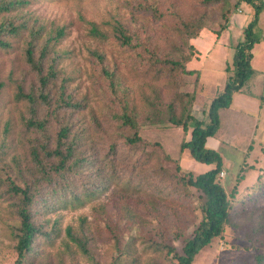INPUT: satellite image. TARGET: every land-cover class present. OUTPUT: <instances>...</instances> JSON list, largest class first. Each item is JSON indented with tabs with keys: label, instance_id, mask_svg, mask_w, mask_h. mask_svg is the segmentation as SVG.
Listing matches in <instances>:
<instances>
[{
	"label": "rangeland",
	"instance_id": "obj_1",
	"mask_svg": "<svg viewBox=\"0 0 264 264\" xmlns=\"http://www.w3.org/2000/svg\"><path fill=\"white\" fill-rule=\"evenodd\" d=\"M251 14L252 9L237 0H28L26 5L1 14L0 18L12 19L15 25L23 22L28 29L21 31L20 38L12 39L8 49L0 50V82L4 83L0 90V179L13 169V162L24 159L25 137L34 132L32 127V132L24 129L27 102L17 97L15 89L16 82H22L26 91L31 83H38L23 59V41L28 38L30 28L40 29L34 53L36 61L40 59L38 49L44 41L57 30H63L57 43H52L54 53L47 59L55 58L57 83L62 81L63 93L58 84L52 83L46 96L50 104L45 106L53 112L55 107L63 105L64 110L57 113L64 111L69 116L72 125L69 141L71 138L82 141V149L91 144L104 148L119 134L116 139L121 143L132 131H116L117 125L111 119L126 111L136 123L133 133L136 131L143 143L133 149L119 147L121 156L135 154L137 158L141 153L149 156L146 169L150 171L144 174L161 167L173 171L178 164L182 171L195 175L203 173V169L191 168L183 161L198 164L180 150L181 131L164 130L168 124L162 114L175 94L189 91L194 93L195 103L191 113L202 120L203 107L222 90L227 76L225 68L231 67L229 46L243 37ZM183 22L190 26L186 28ZM117 26L131 37V44L138 42L140 47L132 50L121 46L113 34ZM198 26L201 28L195 39L199 40V51L191 45L183 48L184 38L196 32ZM92 28L97 35L91 33ZM256 30L264 37V9ZM208 35L214 41L202 39ZM143 48L156 51L160 58L185 52L192 59L189 69L199 73L186 77L177 72L173 76L167 74L168 67L163 65L158 74V66L149 68V54ZM179 48L177 52L175 49ZM253 52L251 66L257 72L248 88L256 98L252 103L246 96L242 97L247 101L245 104L238 98L234 106L219 111V143L215 150L223 158L225 177L218 175L217 179L230 202L229 221L222 235L200 251L193 264H257L256 256L264 254V232L253 240L249 238L253 235L249 230L251 222L264 221V42L256 44ZM103 70L111 75L106 78ZM240 95L244 94L235 93L236 98ZM66 103L80 106L70 108ZM180 110L181 106L175 105L173 111L178 114ZM52 118L53 113L47 138L53 136ZM165 154L171 160L164 161ZM127 164H119L121 185L126 182L122 169ZM110 188L75 206L49 210L42 216L35 214L34 223L41 226L48 239L42 234L38 237L35 252L26 264H165V257L145 242L155 229L152 226L169 233L168 229L179 222L190 233L198 224L196 209L189 213L174 202L155 205L146 192L136 193L133 189L113 192ZM187 191L196 207V202H200L199 192ZM113 196L120 202L113 200ZM9 205L10 202L0 198V264H14L17 257L15 232L19 223ZM106 226H111L118 244L130 243L123 255H118ZM68 230L85 242L87 255L70 240ZM180 244L173 242L177 251Z\"/></svg>",
	"mask_w": 264,
	"mask_h": 264
},
{
	"label": "trees",
	"instance_id": "obj_2",
	"mask_svg": "<svg viewBox=\"0 0 264 264\" xmlns=\"http://www.w3.org/2000/svg\"><path fill=\"white\" fill-rule=\"evenodd\" d=\"M237 1L248 5L252 9V14L251 20L243 30L242 40L240 39L234 46H229V50H232V60L231 67L225 68L227 76L224 87L205 106L202 120H198L191 113L194 93H189V91L175 94L171 103L166 107L165 113L162 114L168 124L164 130L177 129L181 131L183 143L180 150L186 152L198 164L209 166L205 172L195 175L182 171L178 164H175L173 171L161 167L154 173L144 174L150 171L146 169L149 156L142 153L138 154L137 158L135 154L130 157L121 156L119 147L125 146L133 149L136 145L143 143L137 132L133 133L136 123L131 116L127 115L126 111L111 119L112 123L117 125L116 131H132L131 134L123 138L121 143L116 139L119 134L114 140H110L104 148L97 144H91L90 147L82 149V141L78 142L75 138H71L69 141L68 137L72 132L69 116L64 111L57 113L64 110L63 105L55 107L53 112H49L45 106L50 104L46 97L50 91V85L58 84L54 65L55 58H51L49 61L47 59L54 53L52 43H57L63 35V30H57L53 36H49L44 41L42 47L38 49L40 59L36 61L34 53L39 43L40 29H29L28 38L23 41V59L38 83L37 85L31 83L26 91L22 82H16L15 89L17 97L27 102L28 118L23 123L24 129L26 132H32L31 127L34 128L37 136L34 137L33 132L30 137H25L26 154L24 159L20 162H13V169L0 179V198L10 202V212L15 219H18L19 223L15 232L17 257L14 264L27 263V258H30L35 252L34 244L41 234L48 239V234L43 233L41 226L34 223L35 214L42 216L49 210L56 211L57 208H64L68 205L75 206L85 199L95 197L109 187L113 192H119L120 189H126V191L133 189L136 193L142 192V194L146 192L147 197L151 198L155 205L174 202L181 207V210L189 213L195 211L194 209L197 210L199 221L190 233H186L185 228H181L182 225L177 222L168 229L169 233L153 225L152 227L155 229L146 236L145 242L154 252L165 257V264H193L199 252L207 248L213 239L222 235L224 227L228 224L231 210L228 196L217 179L222 171L223 158L217 151L206 147V140L216 134L219 128V110L231 106L235 93L246 92L251 95L248 86L256 72L251 66L254 58L253 49L256 44L264 42V37L256 30L260 13L264 9V0ZM27 3L28 0H0V15ZM182 24L186 28L190 26L187 22ZM200 28L201 26H198L197 31L189 34L186 40L184 38L183 48L187 49L191 45V47L194 46L193 50L196 49L199 42L195 38ZM24 29H28L25 23L15 25L12 19L2 16L0 18V50L8 49L10 41L20 38L21 31ZM113 31L114 37L121 46L129 47L132 50L140 47L138 42L131 44V37L125 34L122 27L117 26ZM91 33L97 35L95 28H92ZM188 39L191 40L190 43H188ZM202 39L214 41L210 35ZM143 50L149 54L147 60L149 68L158 66V74L163 70L161 67L163 65L168 67L167 74L171 73L173 76L177 72L187 75L186 77L199 73L197 70L193 72L189 69L188 64L192 59L185 52H181L180 56L160 58L156 51L147 48H143ZM175 50L178 52L180 48ZM97 58L100 60V57L97 56ZM102 73L106 78L111 75L104 70ZM3 86L4 83L0 82V90ZM58 86L63 93L62 81ZM67 97L69 99V96ZM177 104L181 106L178 114L173 111ZM79 106L76 103H66V107L70 108H79ZM40 111L42 116L39 115ZM52 113L53 136L47 138L45 135L50 127L49 119ZM188 132L189 137L187 136ZM166 157L163 156L164 161L171 160L167 155ZM127 162L129 166L126 165L122 169L126 182L121 185L118 180L119 164ZM187 189L199 192L197 200L199 199L200 202L196 200V207L193 206L194 201ZM178 190H183V192ZM112 199L119 200L115 196ZM251 224L249 230H252L253 235L249 238L253 240L254 236L264 232V221L257 220L255 224L252 222ZM105 229L109 230L107 232L109 238L115 241L116 249L119 251L118 255H123L128 248L127 244L130 243L118 244L117 235L113 234L111 226H106ZM68 236L72 242L79 246L84 255L88 254L84 241L74 237L69 230ZM128 241L134 243L135 240L129 238ZM174 241L181 243L178 251L177 247L173 245ZM118 258L120 259L121 256ZM256 262L264 264V254L256 256Z\"/></svg>",
	"mask_w": 264,
	"mask_h": 264
},
{
	"label": "crops",
	"instance_id": "obj_3",
	"mask_svg": "<svg viewBox=\"0 0 264 264\" xmlns=\"http://www.w3.org/2000/svg\"><path fill=\"white\" fill-rule=\"evenodd\" d=\"M196 41V40H195ZM197 41H199L198 39H197ZM196 49H197V51H199V49L197 48V46H196ZM211 50H212V48H210ZM189 65H190V63H189ZM256 71V70H255ZM257 72V71H256ZM221 75L223 76L224 74L223 73H221ZM226 76V75H225ZM225 82H226V78H225ZM225 82H224V84H223V87H224V85H225ZM202 87H203V90H204V85H202ZM242 93V92H241ZM244 95H240V96H237V98H236V96L234 95L233 96V100H232V103H231V105H235V103H236V101H237V99L238 98H242V97H244V96H246V98H248V100H250L252 103H253V101H254V99L256 98V96H255V94L253 93V92H251V95H248V94H246V92L245 93H243ZM214 97V96H213ZM212 97V98H213ZM211 98V99H212ZM243 100H244V102H243V104H245V103H247V101L244 99V98H242ZM208 103V102H207ZM206 103V105H208ZM210 103V102H209ZM195 104V103H194ZM193 104V105H194ZM205 105V106H206ZM253 105V104H252ZM256 105V104H255ZM205 106L203 107V109H205ZM231 107V106H230ZM196 108H197V106H196ZM227 109H229V108H227ZM222 110V109H221ZM220 111V110H219ZM220 113V112H219ZM194 115V114H193ZM202 116V115H201ZM194 117L195 118H197L198 120H200V118H198L196 115H194ZM219 130H217V132H216V134L213 136V137H209V138H207V140H206V147L207 148H210V149H213V150H215V147H216V145L219 143ZM223 136H225L224 134H222ZM187 136L189 137V132L187 133ZM215 151H217V150H215ZM218 152V151H217ZM183 161H185V163H186V165L187 166H190L191 168H194V167H197V168H199V169H203V172H205L206 170H208L209 169V166H206V165H203V164H194L192 161H190V160H188L187 162H186V160H183ZM201 167V168H200ZM195 171V170H194Z\"/></svg>",
	"mask_w": 264,
	"mask_h": 264
},
{
	"label": "built area",
	"instance_id": "obj_4",
	"mask_svg": "<svg viewBox=\"0 0 264 264\" xmlns=\"http://www.w3.org/2000/svg\"><path fill=\"white\" fill-rule=\"evenodd\" d=\"M219 177H220V178H223V177H224V173L221 172V173L219 174Z\"/></svg>",
	"mask_w": 264,
	"mask_h": 264
},
{
	"label": "clouds",
	"instance_id": "obj_5",
	"mask_svg": "<svg viewBox=\"0 0 264 264\" xmlns=\"http://www.w3.org/2000/svg\"><path fill=\"white\" fill-rule=\"evenodd\" d=\"M221 172H223V171H221ZM221 172H220V173H221ZM220 173H219V174H220ZM223 173H224V172H223ZM224 177H225V174H224Z\"/></svg>",
	"mask_w": 264,
	"mask_h": 264
}]
</instances>
